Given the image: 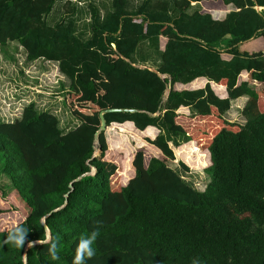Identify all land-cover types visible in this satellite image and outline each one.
<instances>
[{"label":"trees","instance_id":"16d2710c","mask_svg":"<svg viewBox=\"0 0 264 264\" xmlns=\"http://www.w3.org/2000/svg\"><path fill=\"white\" fill-rule=\"evenodd\" d=\"M58 1L0 0V48L16 43L26 62L57 63L69 82L63 104L79 122L63 132L34 104L0 121V173L28 210L12 226L0 220V264H72L94 228L87 264H264V0H109L104 16L89 5L87 39L73 5L46 21ZM191 3L199 8L189 12ZM146 40L160 56L155 71L133 65ZM198 78L201 88H175ZM243 96L244 124L230 123L224 114ZM107 109L122 111L104 114L106 130L116 125L122 136L129 123L157 134L123 155L101 132L93 158ZM183 144L207 158L203 191L168 166ZM17 229L24 246L7 242ZM39 239L58 242V260L50 243L27 247Z\"/></svg>","mask_w":264,"mask_h":264},{"label":"rangeland","instance_id":"374dc122","mask_svg":"<svg viewBox=\"0 0 264 264\" xmlns=\"http://www.w3.org/2000/svg\"><path fill=\"white\" fill-rule=\"evenodd\" d=\"M68 1L63 0L55 4L52 12L46 17V21L50 25L73 13L72 2L68 4ZM90 1L97 5L101 3L104 8L107 6L106 2L109 4V0ZM87 4L88 2L84 6L85 14ZM73 8L75 12L76 8L74 6ZM68 86L69 82L58 71L57 63L44 60L26 62L24 50L16 43H8L3 49L0 48V121L12 122L20 118L23 108L34 104L38 112L46 111L55 115L59 128L63 132L74 129L77 126L76 122L63 104L64 93ZM175 88L181 89V86L177 85ZM215 91L218 96H222L219 95L221 94L220 89L216 88ZM232 110L231 115L224 114V119L230 123L244 124L241 112L235 108ZM178 111L181 113V108ZM124 125L126 133L122 136L116 125H111L105 131L108 147L122 152L123 155L136 151L146 144L147 138H152L157 134L155 129L150 132H138L129 123ZM110 128L112 129L109 130ZM128 134L130 137L127 136ZM172 149L175 159L169 161L168 166L174 169L187 183L197 190L203 191L209 177L204 172L206 166H199V162L200 160L201 162L205 161L207 158L201 157V152L200 154L197 151L194 152L188 144L180 145L177 148L172 147ZM202 153L205 154V152ZM94 154L99 155L97 147ZM186 158H190V160L187 161ZM180 163L188 168L187 172L183 171ZM0 189L4 192V195L0 193V208L3 210L0 220L7 223V226L19 223L26 217L28 210L16 193L12 191L9 180L1 173Z\"/></svg>","mask_w":264,"mask_h":264},{"label":"crops","instance_id":"0c3cea01","mask_svg":"<svg viewBox=\"0 0 264 264\" xmlns=\"http://www.w3.org/2000/svg\"><path fill=\"white\" fill-rule=\"evenodd\" d=\"M69 1L72 2V5L76 8V11L74 12V14L76 13L75 18L77 20L78 33L81 34L84 39H87V37L90 35V30H89V25H88L90 23L89 5H94L98 9V11L100 12L101 16H104L106 13L111 11L110 1H109V4H108V2H106L107 6H105V8L103 7V5L101 3L99 5H97L95 3H92L90 0H83V1L69 0ZM129 1H130V3L135 4V5L140 2V0H134V1L129 0ZM58 2H60V1H58ZM86 2H88V4L86 6V14H85L84 13V8H85L84 6H85ZM198 5L199 4H197V3H191L192 7H191V10L189 12L198 9L199 8ZM81 8H83L82 11H81ZM258 10H260V8ZM81 13H82V15H81ZM221 47H223V46L221 45ZM133 59H134L133 65L136 67H140V68H148L151 70H156L158 68V66L160 65V56H159V53L157 51V48L153 44H151L148 40L139 43L137 51L133 56ZM206 82H207L206 79L198 78V79L193 80L190 84L181 85V90L182 89L201 88L206 84ZM211 86H212L215 93H216V91H215L216 88H221L220 89L221 94H219V95H222V96H219L220 98L226 97L227 94H226V91L223 87H218L212 83H211ZM246 101H247V97H245V96L231 101L230 102V109L226 113L228 115H231L233 113V110H232L233 108H235L239 112H241ZM184 112L190 113V109L181 107V113H184ZM75 122H76V125L79 124V122L77 120H75Z\"/></svg>","mask_w":264,"mask_h":264},{"label":"clouds","instance_id":"9594fccd","mask_svg":"<svg viewBox=\"0 0 264 264\" xmlns=\"http://www.w3.org/2000/svg\"><path fill=\"white\" fill-rule=\"evenodd\" d=\"M93 172L94 170L92 169V173ZM99 235L100 232L98 228H94L91 232L81 235V237L77 241L74 250L75 254L72 260V264H87V261L91 260L95 256L96 252L95 249L93 248V244L95 243ZM26 237H27V233L24 230L17 229L15 232L9 234L7 238V242L17 247L24 246L26 243ZM49 243L50 242L48 239L27 241V247L32 248L36 244L45 245ZM48 252L52 260H58L59 259L58 242L52 241L50 243Z\"/></svg>","mask_w":264,"mask_h":264},{"label":"water","instance_id":"95a60500","mask_svg":"<svg viewBox=\"0 0 264 264\" xmlns=\"http://www.w3.org/2000/svg\"><path fill=\"white\" fill-rule=\"evenodd\" d=\"M114 47V45H113ZM155 71V70H153ZM169 93V89H167L164 97H163V101H165L167 99V95ZM119 111H122L120 109H107V110H103L100 112L99 114V118H100V127L98 129V131L95 133V138H94V149L97 147V139H98V135L101 133V132H104L106 131V122H105V119H104V114H107V113H110V112H119ZM125 111V110H124ZM127 111H130V112H134L135 110H127ZM98 149V148H97ZM98 152L100 153V150L98 149ZM99 156V155H97ZM95 154H93V158L97 157ZM94 170V168H93ZM71 187V185H70ZM49 237V236H48Z\"/></svg>","mask_w":264,"mask_h":264}]
</instances>
